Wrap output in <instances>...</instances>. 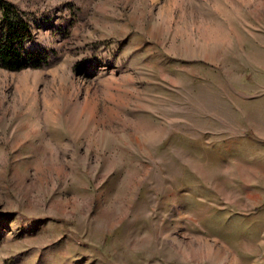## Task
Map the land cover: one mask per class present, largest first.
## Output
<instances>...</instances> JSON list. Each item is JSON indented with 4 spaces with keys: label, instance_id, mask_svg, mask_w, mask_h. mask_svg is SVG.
<instances>
[{
    "label": "rangeland",
    "instance_id": "374dc122",
    "mask_svg": "<svg viewBox=\"0 0 264 264\" xmlns=\"http://www.w3.org/2000/svg\"><path fill=\"white\" fill-rule=\"evenodd\" d=\"M0 264H261L264 0H6Z\"/></svg>",
    "mask_w": 264,
    "mask_h": 264
},
{
    "label": "trees",
    "instance_id": "16d2710c",
    "mask_svg": "<svg viewBox=\"0 0 264 264\" xmlns=\"http://www.w3.org/2000/svg\"><path fill=\"white\" fill-rule=\"evenodd\" d=\"M33 39L26 15L14 4L0 0V67L20 71L45 65L49 58L47 51L26 49L23 45Z\"/></svg>",
    "mask_w": 264,
    "mask_h": 264
},
{
    "label": "crops",
    "instance_id": "0c3cea01",
    "mask_svg": "<svg viewBox=\"0 0 264 264\" xmlns=\"http://www.w3.org/2000/svg\"><path fill=\"white\" fill-rule=\"evenodd\" d=\"M261 264H264V260L261 261Z\"/></svg>",
    "mask_w": 264,
    "mask_h": 264
}]
</instances>
